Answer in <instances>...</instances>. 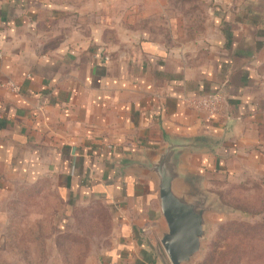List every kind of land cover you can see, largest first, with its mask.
<instances>
[{
  "label": "crops",
  "instance_id": "1",
  "mask_svg": "<svg viewBox=\"0 0 264 264\" xmlns=\"http://www.w3.org/2000/svg\"><path fill=\"white\" fill-rule=\"evenodd\" d=\"M73 2L0 0V253L38 243L48 217L56 243L75 210L99 206L106 246L81 264H169L154 183L131 164L191 139L209 149L186 158L205 191L212 176L264 183V0H187L208 14L187 42L92 29ZM218 91L215 117L187 102Z\"/></svg>",
  "mask_w": 264,
  "mask_h": 264
},
{
  "label": "rangeland",
  "instance_id": "2",
  "mask_svg": "<svg viewBox=\"0 0 264 264\" xmlns=\"http://www.w3.org/2000/svg\"><path fill=\"white\" fill-rule=\"evenodd\" d=\"M54 1L59 7L65 3V0ZM73 1L71 6L75 15L86 11L92 15L89 19L92 29L106 26L108 29H123L127 33L148 31L159 40L170 42H187L200 37L208 15L204 8L200 9L196 3H187V0H154V3L150 0ZM205 186L224 212L208 215L209 226L202 253L191 264H206L208 257L212 261L207 264H264V230L250 234L241 225H258L264 221V183L259 180L226 181L212 176L205 180ZM44 203L42 200L31 209L39 208V205L42 208ZM48 204L54 207V200L49 198ZM81 209L84 208L73 212L71 226L64 233H59L56 243L53 218L44 219V226L37 231L38 234L40 232L36 238L40 239L38 243L29 242L32 241L29 239H35V228L28 226L24 234L29 241L11 242L8 252L0 253V264H81L89 254L93 257L100 253L110 232L106 216L102 212L94 214ZM240 209H248L252 214L243 215ZM238 226L242 228L238 229ZM18 232L13 231L15 239ZM46 240L53 241V246L45 243Z\"/></svg>",
  "mask_w": 264,
  "mask_h": 264
},
{
  "label": "water",
  "instance_id": "3",
  "mask_svg": "<svg viewBox=\"0 0 264 264\" xmlns=\"http://www.w3.org/2000/svg\"><path fill=\"white\" fill-rule=\"evenodd\" d=\"M208 151L194 140L168 137L163 148L141 155L131 164L154 183L165 222L158 242L169 264H191L202 253L208 215L224 212L186 162L188 156Z\"/></svg>",
  "mask_w": 264,
  "mask_h": 264
},
{
  "label": "built area",
  "instance_id": "4",
  "mask_svg": "<svg viewBox=\"0 0 264 264\" xmlns=\"http://www.w3.org/2000/svg\"><path fill=\"white\" fill-rule=\"evenodd\" d=\"M12 92H18L17 85L8 83L5 85ZM188 104L194 109L203 113L207 118H212L219 115L225 104V96L221 91L206 94L199 97H192L187 99Z\"/></svg>",
  "mask_w": 264,
  "mask_h": 264
},
{
  "label": "trees",
  "instance_id": "5",
  "mask_svg": "<svg viewBox=\"0 0 264 264\" xmlns=\"http://www.w3.org/2000/svg\"><path fill=\"white\" fill-rule=\"evenodd\" d=\"M241 210V209H240ZM75 211H77V210H75ZM74 211V212H75ZM80 211H84V212H86V211H91L92 213H94V214H98V213H104L105 214V216H106V218H105V221H106V226H107V229H109L110 230V219H109V216H108V214L106 213V211H104L102 208H99V206H91V207H89L88 209L87 208H84V209H81ZM242 211V214L243 215H251L252 213L248 210V209H243V210H241ZM92 215V214H91ZM89 217H90V215H89ZM241 225H243V227L245 228V229H247V231L250 233V234H252V233H254L255 231H257V230H260V229H263L264 230V221H262V223L261 224H258V225H244V224H241ZM226 228V227H225ZM240 228H242V226H238V229H240ZM262 231V230H261ZM59 232H62V233H64L65 232V230L64 231H61V230H59ZM263 232V231H262ZM244 234H245V232H244ZM215 245V244H214ZM212 261V259L211 258H209L208 257V259H206V264L207 263H209V262H211Z\"/></svg>",
  "mask_w": 264,
  "mask_h": 264
}]
</instances>
